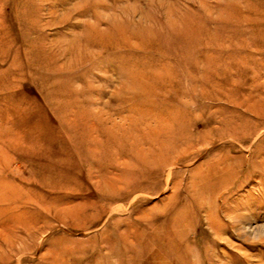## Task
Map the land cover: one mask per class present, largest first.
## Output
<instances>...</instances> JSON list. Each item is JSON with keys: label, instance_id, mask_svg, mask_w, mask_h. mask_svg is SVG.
<instances>
[{"label": "rangeland", "instance_id": "rangeland-1", "mask_svg": "<svg viewBox=\"0 0 264 264\" xmlns=\"http://www.w3.org/2000/svg\"><path fill=\"white\" fill-rule=\"evenodd\" d=\"M0 264H264V0H0Z\"/></svg>", "mask_w": 264, "mask_h": 264}]
</instances>
